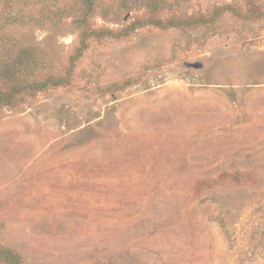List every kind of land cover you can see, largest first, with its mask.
<instances>
[{
  "label": "rangeland",
  "instance_id": "1",
  "mask_svg": "<svg viewBox=\"0 0 264 264\" xmlns=\"http://www.w3.org/2000/svg\"><path fill=\"white\" fill-rule=\"evenodd\" d=\"M82 1L31 0L13 26L62 74L79 31L39 20ZM155 1L95 0L90 27L118 36L0 110V247L20 264H264V0Z\"/></svg>",
  "mask_w": 264,
  "mask_h": 264
},
{
  "label": "trees",
  "instance_id": "2",
  "mask_svg": "<svg viewBox=\"0 0 264 264\" xmlns=\"http://www.w3.org/2000/svg\"><path fill=\"white\" fill-rule=\"evenodd\" d=\"M45 1V0H37ZM148 1H150L148 3ZM31 0H5L0 10V110L12 107L19 98L35 91L44 90L48 87L69 84L72 68L76 60L81 56L86 47L88 37L102 38L105 36H118L108 28H91L89 17L93 14L95 0H83L81 4L63 6L52 11L49 18L43 16L40 23H51L57 31L63 17L72 16V24L79 31L80 44L75 52L69 56L66 74H62L55 65L54 58L49 52L40 49V42L25 40L21 41L13 26L15 24L26 26L33 20L26 18V11ZM152 12L158 8L155 0H146ZM206 18L199 16L190 20L170 21L176 25L205 24ZM147 23L169 27L174 23H162L160 19H150ZM135 24L129 29H132ZM167 25V26H166ZM129 29H127L129 31ZM232 176L231 174H229ZM239 180H250L251 174L240 172L234 175ZM0 264H20V257L11 249L0 247Z\"/></svg>",
  "mask_w": 264,
  "mask_h": 264
}]
</instances>
